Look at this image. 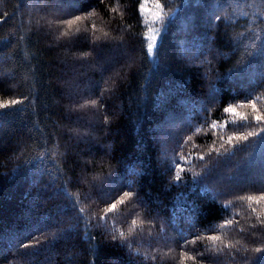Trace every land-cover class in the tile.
<instances>
[{"label": "trees", "instance_id": "16d2710c", "mask_svg": "<svg viewBox=\"0 0 264 264\" xmlns=\"http://www.w3.org/2000/svg\"><path fill=\"white\" fill-rule=\"evenodd\" d=\"M155 1L0 0V264H259L264 0Z\"/></svg>", "mask_w": 264, "mask_h": 264}, {"label": "snow or ice", "instance_id": "6c2138e0", "mask_svg": "<svg viewBox=\"0 0 264 264\" xmlns=\"http://www.w3.org/2000/svg\"><path fill=\"white\" fill-rule=\"evenodd\" d=\"M156 7L159 8V7H160V4H157ZM140 9H144V4H143V3L140 4ZM159 18H160V17H157V19H159ZM80 19H81L80 16H76L75 19L68 20L67 23H68V25H69V29H71V26L74 25V24H75L78 20H80ZM216 19L219 20L220 17L217 16ZM152 23H155V21H152ZM148 31H149V33H152V32H154L155 30L152 29V28H149ZM62 34H64V33H62ZM146 40H147V45H146V47H147V54H148L149 56H151V55H153L154 49H156V47H157V39H156V35H150V36L146 37ZM20 103H22V100H19V99H12V100H6V101H3V102H0V110L12 108V107H14L15 105L20 104ZM91 103H92L93 105H95L97 102H96L95 100H93V101H91ZM248 106L252 108V111H253L254 113H257L258 110H257L256 105H255L254 103H253V104H250V105H248ZM224 112H225V113H230V114H232L233 116H238L240 120H247V117H246V116H242V115H240V114L236 111V107H234V106H228V107H225V108H224ZM253 120L255 121L256 124H264V116H262V115H260V114H256V115L253 117ZM105 122H107V118H105ZM206 122H207V117H206L205 120H204V123H206ZM231 123L235 124L236 121H232ZM215 126H216L215 123H213V124H212V127L215 128ZM253 135H259V134H258V133H254V132H249V133H247L246 135H243V134H241V135H235V134H233V135H231V136L228 137L226 143L231 144V142H232L233 140H247L249 137H251V136H253ZM185 143H186V142H185ZM260 143L264 144V136H261V137H260ZM184 146H185V145H184L183 143L178 144V147H179V149H180L181 151L183 150ZM209 155H210V153H209ZM218 155H219V153H218ZM199 159H200V160H204V159H205L204 155H200V156H199ZM174 164L178 166V165H179V161H174ZM169 171H171V168L169 169ZM181 171H183L182 168H181ZM208 171H211V170L209 169ZM175 179H176L177 181H179V180L181 179V177H180L179 175H177V176L175 177ZM262 190H264V189H262ZM130 195H131V188H129V190L126 191V192L124 193V199L129 198ZM239 198H240V199H244V197H239ZM124 199H121V200H119V201H116V202H112V203H110V206L107 207V209H106V211H105V216H101V217H99V219H100V220H106L107 213H111V212H113V211L117 208V204H118V203H121V204H122V203L124 202ZM247 200H248L249 202H254V203H257V204H258V203H260V201H264V195H260L259 197L248 196V197H247ZM82 211H83V210H82ZM252 212L255 213V212H256V209L253 208V209H252ZM258 220H259V217H258ZM259 222L261 223V225H264V220H260ZM136 224H137V221H136L135 219L132 220V225L135 226ZM230 224H231V221L228 220L227 223L220 224L219 227H220V228H226V227H228ZM86 227H87V225H86ZM251 227H255V225H251ZM241 231H243V229H241ZM149 234H150V233H149ZM85 235H88V233L86 232ZM252 235H257V233H252ZM120 237L122 238V240H126V239H127V237H125V234H124L123 232H120ZM88 238H89L90 240H94V239H95L94 236H89ZM207 238H208L210 241H214V242H215V241H219V240L221 239V237H220V236H217V235H210V236H208ZM113 239H114V240L116 239L115 235L113 236ZM197 239H199V237H197ZM40 242H41V241L37 238L35 244H22L21 246L24 247V248L35 247V246L38 245ZM193 242H195V241H193ZM128 246L131 248V247H132V244L129 243ZM224 247H225V248H231V247H234V245L225 244ZM255 251L264 253V248H256ZM188 259H194V257L189 256ZM258 260H259V264H260V262H261L262 260H264V255H261V256L258 258Z\"/></svg>", "mask_w": 264, "mask_h": 264}, {"label": "rangeland", "instance_id": "374dc122", "mask_svg": "<svg viewBox=\"0 0 264 264\" xmlns=\"http://www.w3.org/2000/svg\"><path fill=\"white\" fill-rule=\"evenodd\" d=\"M142 3L144 4V9H140V11L145 25L146 37L156 35V39L158 40L160 33L164 30L167 21L171 18L173 13H169L168 10H165L162 5L155 0H143ZM157 4H160L159 8L156 7ZM157 17L160 18L157 19ZM152 21H155V23H152ZM149 28L155 31L149 33Z\"/></svg>", "mask_w": 264, "mask_h": 264}]
</instances>
